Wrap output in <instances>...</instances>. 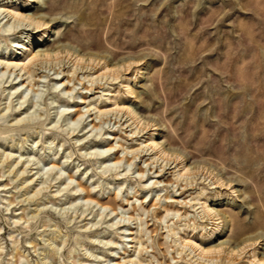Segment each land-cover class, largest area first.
<instances>
[{
  "label": "rangeland",
  "instance_id": "obj_1",
  "mask_svg": "<svg viewBox=\"0 0 264 264\" xmlns=\"http://www.w3.org/2000/svg\"><path fill=\"white\" fill-rule=\"evenodd\" d=\"M47 2L48 24L32 29L33 35L45 32L31 51L62 46L57 55L35 64L32 91L22 88L31 96L25 107L35 115L21 129L3 128L12 124L13 116L0 121V154L12 155L8 163L0 162V184H9L0 187V264H131L129 259L141 264H264V0ZM21 36L26 43L27 33ZM57 69L65 84L54 89L50 79ZM106 70L120 78L103 76L90 87L87 80L109 75ZM72 85L68 94L59 91ZM39 90L40 98L34 93ZM6 94L0 95V108L6 105ZM116 102L135 111L138 124L127 126L129 116L120 111L116 116L121 115V122L114 123L117 119L111 115L101 135L81 124L71 133L72 124L57 114L67 106L85 111L89 104L112 108ZM93 112L84 115L83 125L98 123ZM77 114L73 110L69 117ZM158 124L166 132L156 139L164 138L167 145L160 146L165 154L156 165L151 149L139 150L134 159L132 153L121 152L122 147L131 151L144 145ZM84 133L87 137L76 142ZM101 143L105 148L116 145L110 162L125 158L119 179L114 170L101 166L98 156L87 154L100 151ZM19 155L21 162L14 169L27 172L14 178L7 166ZM186 155L189 161L177 167L170 162L169 169L160 171L163 159L181 161ZM183 165L190 168L184 171ZM144 169L148 171L139 181L137 172ZM178 171L184 173L182 183L192 182L181 196V186L169 183ZM156 180L163 181L153 184ZM80 183L85 191L78 190L77 199L72 188ZM216 190L221 195L210 197L206 205L217 200L215 208L230 215L227 222L214 219L217 225L197 203L198 197ZM86 198L115 211L94 202L88 205L90 211ZM8 200L13 203L7 205ZM190 202L196 203L194 208ZM101 212L107 214L105 219ZM122 215L137 219L109 226ZM222 240L245 252L200 251Z\"/></svg>",
  "mask_w": 264,
  "mask_h": 264
},
{
  "label": "bare ground",
  "instance_id": "obj_2",
  "mask_svg": "<svg viewBox=\"0 0 264 264\" xmlns=\"http://www.w3.org/2000/svg\"><path fill=\"white\" fill-rule=\"evenodd\" d=\"M49 7H51V6H50V3L47 2V0H43V3H42V0L41 1L40 0H0V42L1 41L4 42L3 44H0V95L7 92L6 97L4 98V99H7V102L5 103L6 105L3 108H0V121L7 122V118L9 116H13V118L11 119L12 124L10 126H4L3 127V128H6L7 131L10 130L9 128H12L14 130L24 128L25 120H27V119L31 118L33 115H35L34 112H29L28 107H27V109L25 107V104L28 106L29 100L31 102V96L28 98L27 97L28 94L25 93L26 90L25 89L23 90L22 88L25 87V88H27V90L32 91V88L36 83L35 81L33 82L35 64H37V62L39 60L57 55L59 53L57 51V48H60L62 46V45H58L53 50H51V49L41 50L40 49L37 51H34V50L31 51V45L33 43L39 44V42L41 41V37H42L41 34H44V32H45V31H41L40 34L33 35L32 29L37 30L43 26H47L48 23L46 20L47 19L46 13H47V10L49 9ZM49 22L54 23L55 20L50 19ZM27 27H29L28 30H30V31L25 32V30H27ZM24 33H27V36H24V39H25V37H27L26 43L22 39V36H21ZM6 42H8L11 45V47H9V45L8 46L5 45ZM27 51H29V52L27 53ZM61 72H62V70L58 71V69H57V71L54 72L55 77L50 79V80L55 81L53 84L54 89H56L59 86V84H65L64 82L61 83V81H60L61 79H58V76ZM106 73H109V75H102L101 74V75L96 76L95 78H91V79L87 80L88 82H90V87L93 84L97 83L96 81L100 80L101 77H103V76H109V77H111L112 80H117L118 78H120L118 73L114 72L113 70H106ZM87 77L88 76H83V79H85ZM25 80H27V83H26L27 85L24 82ZM65 81H67L68 84H69V82H71V80H65ZM73 88L74 87L72 85L69 89L62 88L59 91L63 94H68L69 92H71L73 90ZM83 89L91 90L92 88L83 87ZM34 93L36 94V96L38 98H40L42 96V91H40V90H39V92H34ZM104 95H109V92L105 91ZM78 97L81 98L79 101L80 103L85 102L83 100L84 98L82 96H78ZM13 98H16V101H17V103L15 105H13ZM110 99H111V97L107 98V100H110ZM51 102L53 103V100ZM76 103H77V101H76ZM85 107H87L85 109V111H81L78 108H74V109L70 110L71 106H67L66 108L61 110L59 113H57L59 115V118L62 117L63 120L66 121V123L68 125L72 124V125L68 126V128H70V130H71V133H73L81 124L82 125L81 128H85L86 125H91V130H100L99 133H97V135H101L100 132H101V129L103 128L102 125H103V123H109L111 121V117H110L111 115H115V119H117L114 121V123H118L121 120V118H120L121 115L116 116V113L118 114L120 111H125L128 114L127 116H129V120L127 121V119H126L124 121V123H126L127 126H133L136 123L138 124V122H136V115L137 114L135 113V111H133L129 107L120 106L117 102L114 103V107H112V108L108 107V105H103L102 107H99L97 105H91V104L86 105ZM52 108H55V107L53 106ZM73 110L76 111V113H78L77 114L78 116L74 119H71L69 117V115L71 114V111H73ZM91 110H94L93 113L95 114V118H99L98 123H94V124L93 123H87V124L83 125L84 115L87 114L88 112H90ZM89 115H91V114H89ZM89 115H87V116H89ZM58 119L56 120L55 124L58 122ZM91 120H93V119H91ZM121 124H123V122ZM151 126H153V124ZM155 128H156L157 132L151 133V134L149 133L144 145H141L139 148H137L135 150H131V151L127 150V148L122 147L121 152L126 156L128 153H132L131 159H134L135 157H137L139 150L141 152V151H148V149H151V152L153 151V153L151 154V155H153V156H151V158H153L151 163L156 165L158 162V159L161 158L160 155L165 154V151L162 148H160V146L161 145L166 146L167 143H166V140L164 138H163V140H157L156 139L157 137L158 138L164 137L165 132H166L165 126L162 124H158L155 126ZM132 130H131L132 134L138 133L137 130H134V131H132ZM89 131H87V132H89ZM85 134L86 133L83 134L84 137L77 138L76 142H79V141L83 140L85 137H87ZM104 134H107V132H105ZM104 138L108 139V137H104ZM97 146L100 147L99 148L100 151L88 152L87 154L93 155V156H98L99 157L98 162L101 164V166L104 165V167H106V171L107 170L108 171L114 170L113 175L116 176L115 179H119V176L122 175L121 174L122 170L121 171L119 170L120 163L125 158L116 159L115 162H110L111 161V155L114 154V153H111V150L114 149V147L116 145L108 146L107 148H105L104 144L101 143V144H97ZM119 146H121V145H119ZM21 147L22 146H20V148ZM157 147L160 149L158 151H154V149H156ZM154 155H156V156H154ZM11 157H12V155L10 153H7V154L2 153V154H0V162L2 164L5 162L8 163L9 158H11ZM21 158H22L21 155L16 157L14 160L15 161L14 165L10 162H9L10 164L8 166L5 164L8 167L6 172H8V174L13 173L14 178H19L25 172H27L26 168H24L22 170L14 169V167L18 163L21 162ZM190 159H191V157L187 156V155L185 157H183V160H181V161H177V159L172 160V161H170L169 159L168 160L163 159L162 161H165V162L163 164L159 165L160 171H164L166 169H169L170 168L169 167L170 162L175 163L174 167H177L179 164H183L184 160L189 161ZM29 161H31V159L27 160L26 162H29ZM126 161L128 162L127 165L130 166L131 162H129L128 159ZM111 163L113 165H109ZM55 167H57V166L56 165L51 166V168H55ZM4 168H5V166H4ZM182 168L184 169V171H187L190 167H185L183 165ZM147 171H148L147 169H144V170H140L137 172V174L139 175V181L142 180V178L144 177V175ZM124 174H126V172ZM162 174L158 173L156 176H163ZM3 176H4V172H1L0 177H3ZM182 176H184V173L181 174V172L178 171L175 181L169 182L171 186L173 184H174L173 185L174 187L175 186H181L183 191L179 193V196H181L182 194H184V192L187 191V189L185 188L186 186L192 184V182H188V181H185V183H182V181L184 180V179H181ZM68 179L70 180V182H72V177H69ZM29 181H32V179L31 180H24V182H29ZM162 181L163 180H156V181H154L153 184L160 183ZM232 182L234 185L240 186L239 181H232ZM225 184L230 185L231 183L226 182ZM7 185H9V184H7V182H6L5 184H0V187H6ZM69 185H70V183L67 184V188H65V189L68 190ZM78 190L85 191L84 187L81 186V183L78 184L76 187L72 188V192H73L72 194L78 196L77 199H80L81 198L80 194H77ZM221 193L222 192H220V190H216L213 194L207 193L204 197H198L197 198V201H198L197 203L200 204V207L202 209L201 212L203 214H205L207 216V218L211 219V221H216L214 219H220L221 222L222 221L227 222L226 219L230 216V215H226V213L222 212L221 210L215 208L214 205L220 204V203L216 202L217 200H214V201L212 199H211L212 201L210 200L212 202L213 206L206 205V203H207V201H209L210 197H212V198L218 197L221 195ZM241 194L243 195V193H241ZM166 197H170V196H166ZM172 201H175V200L173 199ZM7 202H8L7 205H11L13 203L11 200H8ZM85 202H86L85 205L87 206V209L89 208L88 205H90V203L94 202L95 204L99 205L101 208H104V209L110 208V213H114V211H115L114 208H112L110 206H104V205L100 204L99 201H96L92 198H86ZM184 204L185 205L187 204L186 200L184 201ZM194 205H196V203L195 204H192V203L188 204V206H192V207ZM87 209H85V211ZM89 209H90V211H92L91 207ZM81 213L83 214L84 210ZM106 215L103 216V212H101L100 217L102 219H105ZM108 215H109V213H108ZM21 217L22 216L17 217L16 219L21 220ZM131 219H137V218H135L133 216H129L126 218L124 215H122V216H120L119 221L112 222L111 225H109V226L112 227L113 225L119 224L120 222H124V221L129 222ZM138 219L140 221L138 225L142 226V224H143L142 219L139 217H138ZM98 222L93 223L92 226L96 225ZM217 223L219 224L218 221L214 222V224H216V225H217ZM121 227H122L123 231L129 230V228L125 227V225H121ZM166 227H169V225H167ZM170 230L173 231L172 234L174 236L177 235L178 231H174V229H172V227L170 228ZM121 234L124 237H126L127 240L133 242V240H134L133 238H130L126 234H123V233H121ZM127 234L131 235V234H133V232L129 230ZM213 235H215V234H213ZM179 238L182 239L181 236ZM98 242L101 243L102 241L100 240ZM108 243H112V242H110V241L104 242L105 245ZM189 243H191V241H189ZM189 243H187V244H189ZM196 245L198 246V244H196ZM114 248H116V247H114ZM199 248H200V251L202 253L214 251L215 253L218 252L219 254L224 253L227 255H234V253H237L240 256L241 254H243L245 252L244 247H239V245L233 244L229 240H222L217 245H215L214 248H212V249H204L201 247H199ZM114 251H115V249L112 250V252H114ZM172 259H174V257H172ZM127 262H129L131 264H141V262L139 260L136 261L133 259H129ZM116 264H121V263L116 262Z\"/></svg>",
  "mask_w": 264,
  "mask_h": 264
}]
</instances>
